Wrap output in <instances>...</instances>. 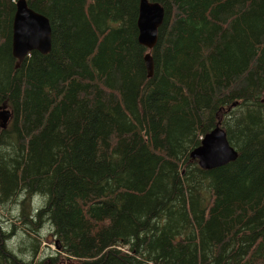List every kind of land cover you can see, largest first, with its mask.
<instances>
[{
    "label": "trees",
    "instance_id": "trees-1",
    "mask_svg": "<svg viewBox=\"0 0 264 264\" xmlns=\"http://www.w3.org/2000/svg\"><path fill=\"white\" fill-rule=\"evenodd\" d=\"M18 1L0 0V209L18 207L0 264H264V0H150L151 77L140 0H27L52 49L20 66ZM219 122L238 158L204 169Z\"/></svg>",
    "mask_w": 264,
    "mask_h": 264
},
{
    "label": "water",
    "instance_id": "water-1",
    "mask_svg": "<svg viewBox=\"0 0 264 264\" xmlns=\"http://www.w3.org/2000/svg\"><path fill=\"white\" fill-rule=\"evenodd\" d=\"M165 18V8L158 2L140 0L138 28L139 42L150 51L146 55L149 76H153L154 63L151 50L158 43L159 28ZM52 49V26L49 18L29 7L27 0H19L13 22V54L17 66L34 50L47 54ZM13 113L5 105L0 108V121L3 129L7 128ZM204 169L223 166L238 158V151L230 144L227 132L221 122L202 139L200 146L191 152Z\"/></svg>",
    "mask_w": 264,
    "mask_h": 264
},
{
    "label": "rangeland",
    "instance_id": "rangeland-1",
    "mask_svg": "<svg viewBox=\"0 0 264 264\" xmlns=\"http://www.w3.org/2000/svg\"><path fill=\"white\" fill-rule=\"evenodd\" d=\"M37 200H39L38 203H36V207H38L37 205L40 204V199L36 198V202ZM41 205V204H40ZM39 205V206H40ZM15 216L18 217V207L16 208V206L13 207V209H11V207L9 209H0V219L2 221V223L8 227V228H13V224L16 223L17 219L15 218ZM12 230V229H11ZM21 230L20 226H17V230L14 236V239L12 241L13 246L15 244H19L20 240H21V232H19ZM19 232V235H18ZM42 236H43V244L42 247L40 249V254L39 257H43L45 255H47L48 253L57 250L56 245H54V236H53V229L49 224H46L45 227L42 230Z\"/></svg>",
    "mask_w": 264,
    "mask_h": 264
}]
</instances>
